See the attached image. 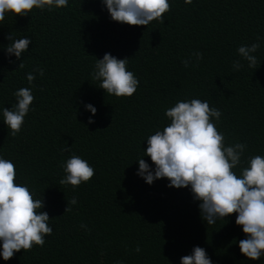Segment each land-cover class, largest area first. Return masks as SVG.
I'll list each match as a JSON object with an SVG mask.
<instances>
[{
  "label": "trees",
  "instance_id": "trees-1",
  "mask_svg": "<svg viewBox=\"0 0 264 264\" xmlns=\"http://www.w3.org/2000/svg\"><path fill=\"white\" fill-rule=\"evenodd\" d=\"M169 3L163 23L148 26L112 20L102 0H68L67 7L33 8L25 16L6 12L0 21V158L14 163L17 184L42 197L40 211L52 228L43 246L0 257V264H180L194 246L212 264H264V256L250 260L240 252L246 236L236 213L207 225L190 187H169L166 178L149 185L137 175L136 161L147 138L170 123L165 110L194 98L220 110L213 122L226 146L247 145L237 175L248 158L264 156V0ZM9 32L31 38L23 68L5 52ZM257 36L260 64L253 69L237 49ZM106 52L129 57L127 69L139 80L132 96L108 94L92 79ZM37 68L44 75L35 73L29 84L26 74ZM22 87L31 88L34 100L13 137L2 110L15 106L13 93ZM72 155L95 170L78 187L59 184ZM142 159L154 169L150 157ZM72 197L77 203L64 212Z\"/></svg>",
  "mask_w": 264,
  "mask_h": 264
},
{
  "label": "clouds",
  "instance_id": "clouds-1",
  "mask_svg": "<svg viewBox=\"0 0 264 264\" xmlns=\"http://www.w3.org/2000/svg\"><path fill=\"white\" fill-rule=\"evenodd\" d=\"M112 20L130 26H148L152 21L163 23L164 14L170 11L169 0H102ZM190 4L192 0H184ZM68 0H0V21L6 12L25 16L33 8L51 10L53 7H67ZM9 43L4 46L6 54L14 55L23 68L21 57L29 49L30 37L14 39L9 32ZM260 37L251 45H241L238 55L246 60L248 67L257 68L260 64L254 53L260 47ZM197 60L202 53H193ZM128 58H117L104 53L97 59L92 79L99 80V87L108 94L132 96L139 80L127 69ZM11 62V61H10ZM187 67L189 60H183ZM239 70V60L233 62ZM35 73L43 76V69L37 68L26 74L29 84L36 78ZM13 95L16 104L12 108L4 107L3 122L10 130L11 136L20 132L24 118L34 100L32 90L22 87ZM85 108L95 114L97 109L92 104ZM170 123L157 130L147 138L144 155L150 157L154 169L144 160L138 158L137 175L146 183L152 184L156 179L166 178L169 187H190L194 200H198L200 215L207 225L216 223L236 213L235 224L242 226L246 238L238 241L240 252L250 260H259L264 256V156L254 155L248 158L247 166L242 167L237 175L234 169L241 165V157L247 147L244 143L225 145V134L219 131L213 122L219 121L221 112L210 107L207 101L191 99L177 101L165 110ZM91 117L88 123H93ZM65 176L59 181L61 185L70 184L78 187L89 181L95 170L80 156L72 155L63 165ZM77 200L72 197L67 201L64 212L71 211L69 205ZM44 207L42 197L34 198L33 192L25 185L16 183V167L10 160L0 158V257L7 261L16 252L31 250L33 245L43 246L44 237L52 234L50 219ZM82 227H86L82 225ZM140 251L139 246L135 249ZM180 264H212L206 250L194 246L190 255L180 258Z\"/></svg>",
  "mask_w": 264,
  "mask_h": 264
}]
</instances>
